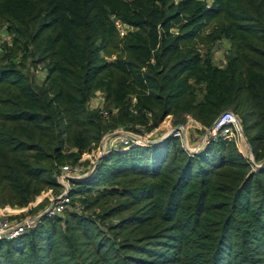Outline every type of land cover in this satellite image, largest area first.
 <instances>
[{
	"label": "trees",
	"instance_id": "1",
	"mask_svg": "<svg viewBox=\"0 0 264 264\" xmlns=\"http://www.w3.org/2000/svg\"><path fill=\"white\" fill-rule=\"evenodd\" d=\"M3 26L14 48L0 57V207L60 189L57 169L119 126L188 115L207 129L233 110L261 166L237 135L194 154L177 137L112 150L71 191L97 219L42 217L0 240V264H264V0H0ZM97 91L105 109L91 107Z\"/></svg>",
	"mask_w": 264,
	"mask_h": 264
},
{
	"label": "rangeland",
	"instance_id": "2",
	"mask_svg": "<svg viewBox=\"0 0 264 264\" xmlns=\"http://www.w3.org/2000/svg\"><path fill=\"white\" fill-rule=\"evenodd\" d=\"M13 38H14V35L9 31L7 26L0 27V57L2 56L1 52L7 51L8 48H10L11 50L14 48ZM220 49H222V50H217L218 52L214 56V61L217 64H219V65H223L224 61H226L225 59L227 58V57H224V56L226 55L228 50L225 48L224 45H223V47L221 46ZM22 55L23 54H20L19 56H16V58L14 60V63H16V64H18L20 66L21 65L24 66L23 70L26 73H28L32 79H34L37 83H42L43 82V77L46 75V71L42 70V66L38 67V69H39L38 71L35 70L34 67L31 64V61H29V60L26 61L23 58ZM104 102H105V99H104L103 92L102 91H97L95 93V95L93 96V98H92L91 107L94 108V107L100 106L103 109H105L104 106H103ZM107 111L108 110H104L103 111V114L105 116L108 115V113L107 114L104 113V112H107ZM230 111L234 112L231 109H230ZM188 117H192V116L188 115ZM195 120H197V119H195ZM186 122H187V120H186ZM181 124H183V123H181ZM177 125H180V123L177 124ZM177 125H174V126H171V127H167L166 129L161 127V128L156 129V130H153V131H146L145 128L142 129L143 127H140L141 130H142L140 133L139 132H135V131H130V129H128V128L124 127V126L117 127V129H115L114 131L109 132L105 136H103V138L101 139L100 143L97 144L96 147L93 148V151H91L89 153H85L83 155L82 161H80V162H82L83 165L85 166L84 172H87V173L90 172L91 168L94 167L97 163L100 165L101 162L103 161V159L112 150L120 149L121 151H127L131 147L140 146V145H137L135 142H132L129 145H126V146L123 145V144H119V143H117V138H121L123 135L129 137V136H132V134H133V135H138V136L151 135V136H153L152 138L154 140H158L159 137L162 136L164 133H166V132L170 133V131L172 129H174ZM199 125L202 128L200 126H198L199 128L198 127H193V128L191 127L188 130V140H185L183 142L184 144H182V141H181L182 147L189 154H192L190 152V150H192V149H194V147H196V145L199 143L200 139H202L203 135L206 134V131L209 128V127L207 129L204 128L203 124L200 121H199ZM243 132H244V130H243ZM112 133H115V135H114L115 137L112 136ZM244 134H245V132H244ZM245 136H246V134H245ZM241 138H242V140H241ZM160 143L164 144L165 142L163 141V142H160ZM153 144L159 145L158 142L157 143L154 142L152 144L142 145L140 147H147V146H151ZM162 144H160V145H162ZM238 144H239V149L243 152V154L244 155H248L249 157H251L252 148H251V151H250V149L247 147V144L245 143V141L243 139V136L242 137L240 136V139L238 138ZM103 148L106 149L105 152H103ZM108 150H109V152H108ZM66 164L75 165V164H71V163H66ZM98 166L95 168L94 173L91 174V175H88V177L81 178V179L76 180V181L75 180L71 181V183H70L71 191L73 190V188L77 184H79L80 182H83L86 178L94 177L96 175V171H97ZM60 186L61 187L58 190L49 189V190L43 191L40 195H38L36 197L35 200H33V202H31L26 207H11L9 205H6L4 207H0L1 208L0 213L2 214V216L5 219H9L11 222L15 221L16 219L18 221H22V222L27 220V219L33 220L37 215L40 214V212H43L44 210H46L47 207L50 206L53 198H55L56 196H58L59 194L64 192V190H65L64 186H62V185H60ZM71 196H72V199H73L72 193H71ZM72 204L73 203H71L69 209L70 208L71 209L74 208L76 211H78L79 213H81V214H83L85 216H89L90 215L93 219H97L96 218V216H97L96 213H92L89 210L88 211L85 210V206L83 205L84 203L82 204V202L80 200V196L78 197V199H76V201H74V204L73 205ZM97 213H98V210H97ZM41 218L42 217L39 218V221H40ZM38 223H37V225H38ZM37 225L35 227H37Z\"/></svg>",
	"mask_w": 264,
	"mask_h": 264
},
{
	"label": "built area",
	"instance_id": "3",
	"mask_svg": "<svg viewBox=\"0 0 264 264\" xmlns=\"http://www.w3.org/2000/svg\"><path fill=\"white\" fill-rule=\"evenodd\" d=\"M118 25L120 27L121 36H124L126 33L124 27L121 24ZM104 113L107 114L108 112H104ZM198 126H200L199 121L195 120L192 117H188L186 123L180 124L178 128L172 129L170 133L169 132L164 133L162 136L159 137L158 140H154L152 138L153 136L151 135L138 136L132 134V136L129 137L123 135L121 138H117V143L126 146L132 142H135L137 145L142 146V145H148L154 142L155 143L158 142L160 145L162 144L160 142L163 141L166 142L170 137H177L180 138L182 144H184L183 142L185 140H188V130L191 127L193 128ZM234 135H237L239 139L240 136L242 137L241 123L234 112L230 110H226L223 113H221V115L217 118V120L207 129L206 134L203 135L202 139H200L196 147L190 150V152L192 154L200 153L211 142V140L217 139L221 136L230 138ZM104 148H103V152L106 151V149ZM245 156H247L249 159L251 158L248 155ZM80 161H82V158L80 159ZM80 161L75 165L63 164L57 169V181L60 185L64 186L65 190L63 193L53 198L50 206L47 207L46 210H44L43 212H40V214L37 215L33 220L27 219L22 222L16 219L15 221L11 222L9 219H5L0 213V240H12L18 238L21 235L30 232L37 225L40 217H46V216L53 217V216L61 215L66 209H68L72 203V196L70 193L71 181L74 180L76 181L81 178L88 177V175L94 173L95 168L99 165L97 163L98 165L96 164L94 167L91 168L90 172L87 173L84 172L85 166Z\"/></svg>",
	"mask_w": 264,
	"mask_h": 264
},
{
	"label": "water",
	"instance_id": "4",
	"mask_svg": "<svg viewBox=\"0 0 264 264\" xmlns=\"http://www.w3.org/2000/svg\"><path fill=\"white\" fill-rule=\"evenodd\" d=\"M178 126H179V125H177L175 128H178ZM114 135H115V133H112V136H114ZM241 135L243 136L244 141H245V143L247 144V147H248V148L250 149V151H251V145H250V143H249V140L247 139V137L245 136V134H244V132H243V128H242V126H241ZM251 155H253V154L251 153ZM250 160L253 162V167H254V168H258V167L261 166V165L256 164V163L254 162V158H253V156H251Z\"/></svg>",
	"mask_w": 264,
	"mask_h": 264
}]
</instances>
